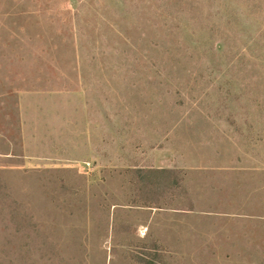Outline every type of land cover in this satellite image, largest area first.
<instances>
[{
	"label": "rangeland",
	"instance_id": "obj_1",
	"mask_svg": "<svg viewBox=\"0 0 264 264\" xmlns=\"http://www.w3.org/2000/svg\"><path fill=\"white\" fill-rule=\"evenodd\" d=\"M0 264H264V0H0Z\"/></svg>",
	"mask_w": 264,
	"mask_h": 264
},
{
	"label": "trees",
	"instance_id": "obj_2",
	"mask_svg": "<svg viewBox=\"0 0 264 264\" xmlns=\"http://www.w3.org/2000/svg\"><path fill=\"white\" fill-rule=\"evenodd\" d=\"M248 41H250V40H248ZM255 41V40H254ZM248 43H250V42H248ZM243 126L245 127V131H250L251 130V128H252V125H251V123L249 122V118H248V116H245V114H244V116H243ZM245 137V139L247 140L248 139V136H244ZM162 171H164L165 172V174H167L168 172H167V170H162ZM163 172V173H164Z\"/></svg>",
	"mask_w": 264,
	"mask_h": 264
}]
</instances>
